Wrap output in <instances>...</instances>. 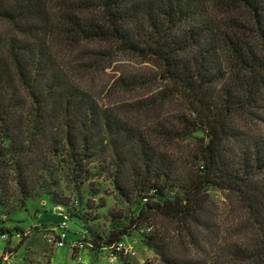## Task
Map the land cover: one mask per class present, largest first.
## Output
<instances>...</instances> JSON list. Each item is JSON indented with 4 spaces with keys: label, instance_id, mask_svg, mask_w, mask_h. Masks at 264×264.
<instances>
[{
    "label": "trees",
    "instance_id": "16d2710c",
    "mask_svg": "<svg viewBox=\"0 0 264 264\" xmlns=\"http://www.w3.org/2000/svg\"><path fill=\"white\" fill-rule=\"evenodd\" d=\"M118 56L153 66L146 84L118 88L156 84L123 110L78 80ZM189 140L186 155L172 150ZM61 166L78 185L105 177L129 210L107 236L82 224L68 240L67 227V243L119 259L142 230L160 264H209L217 189L241 219L219 264H264V0H0V189L14 182L23 204L52 194L68 224L82 221L81 200L55 189Z\"/></svg>",
    "mask_w": 264,
    "mask_h": 264
},
{
    "label": "rangeland",
    "instance_id": "374dc122",
    "mask_svg": "<svg viewBox=\"0 0 264 264\" xmlns=\"http://www.w3.org/2000/svg\"><path fill=\"white\" fill-rule=\"evenodd\" d=\"M66 58L73 59L75 63L80 62V64L95 63L94 57L77 59L72 55ZM102 64L99 69L89 66V72L86 69L78 72V80L94 91L102 101L103 99L109 101L120 107V110L131 107L130 104L137 95H143L156 85L155 83L148 84L137 92L121 89L116 85L120 77L139 79L146 84L148 73L153 68L151 64L140 63L133 58L121 56L109 59ZM167 108L169 109V106ZM157 111L159 115L165 112L164 109ZM153 115L150 114V117L153 118ZM193 143L194 140H189L183 145L172 146V150L179 155L182 152V155L185 154V150L187 151L185 146L193 145ZM59 170V184L55 188L58 194L71 200H81L75 213L82 215L83 220L75 218L69 222L68 240L74 239V233L77 234L80 231L82 224L91 231L92 237L107 236L113 226L114 215H129L128 206L113 190L110 181L105 177L94 179L92 184L87 182L78 185L68 174L66 167L61 166ZM92 188L99 191L94 199L95 210L87 206L88 200L92 197L90 195ZM211 195L213 212L217 215V225L221 232L219 236L214 234L215 241L205 246L200 257L209 260V264H219L225 262L229 253L225 250L228 244L223 236L235 233V229L238 230L240 226L241 219L225 193L213 189ZM22 201L23 195L14 182L11 183V191L2 192L0 189V227L13 228L11 234L0 235V264H125L126 262L129 264H160L157 254L146 245L142 230H133L125 238V242L133 246L135 254L113 260L106 253L94 252L89 248L74 253L70 242L58 245L63 216L53 203V195L41 193L26 197L25 204ZM100 204L104 206L100 207ZM15 227H19L20 230H15ZM178 234H176V243L180 252L199 254L195 246L190 249L185 248L183 238Z\"/></svg>",
    "mask_w": 264,
    "mask_h": 264
},
{
    "label": "built area",
    "instance_id": "2783aa9c",
    "mask_svg": "<svg viewBox=\"0 0 264 264\" xmlns=\"http://www.w3.org/2000/svg\"><path fill=\"white\" fill-rule=\"evenodd\" d=\"M63 209L60 208V214H62L63 216V221H62V231H60L61 237H58L59 241H58V245H64L65 243H67V239H66V229L68 227V217L67 215H65V213L62 212ZM72 246V251H79L84 249V244L80 243V242H73L71 244ZM116 251L117 252H122L125 256H129L132 254H135L134 252V248L132 245L126 243L125 241H122L120 243H118L116 245ZM111 259L116 260V256L115 255H111Z\"/></svg>",
    "mask_w": 264,
    "mask_h": 264
},
{
    "label": "crops",
    "instance_id": "0c3cea01",
    "mask_svg": "<svg viewBox=\"0 0 264 264\" xmlns=\"http://www.w3.org/2000/svg\"><path fill=\"white\" fill-rule=\"evenodd\" d=\"M58 218V217H57Z\"/></svg>",
    "mask_w": 264,
    "mask_h": 264
}]
</instances>
